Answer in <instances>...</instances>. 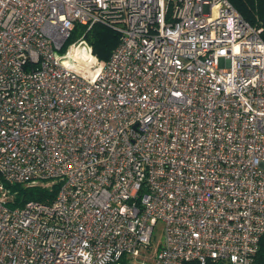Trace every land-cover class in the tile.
I'll use <instances>...</instances> for the list:
<instances>
[{
	"label": "built area",
	"instance_id": "2783aa9c",
	"mask_svg": "<svg viewBox=\"0 0 264 264\" xmlns=\"http://www.w3.org/2000/svg\"><path fill=\"white\" fill-rule=\"evenodd\" d=\"M97 23L121 34L107 61L68 42ZM263 29L229 0H0V264H118L159 222L154 264H251ZM46 180L53 202L9 206L6 183Z\"/></svg>",
	"mask_w": 264,
	"mask_h": 264
},
{
	"label": "trees",
	"instance_id": "16d2710c",
	"mask_svg": "<svg viewBox=\"0 0 264 264\" xmlns=\"http://www.w3.org/2000/svg\"><path fill=\"white\" fill-rule=\"evenodd\" d=\"M243 15V17L255 26L264 27V0H229ZM85 34L92 47L93 53L100 59L107 61L110 59L114 49L121 40V34L116 29L97 23L89 30L83 24H77L76 28L68 42ZM264 38V29L262 31ZM51 181V180H50ZM49 180L42 183L28 185L22 183H6L10 192L13 194V200L9 202L10 207H23L29 201H38L50 204L56 198L61 182L56 180L48 184ZM118 264H132L127 256H123ZM145 264V263H143ZM185 264H201L198 261H190ZM206 264H229L225 260H208ZM251 264H264V235L260 239L259 249L254 255Z\"/></svg>",
	"mask_w": 264,
	"mask_h": 264
},
{
	"label": "rangeland",
	"instance_id": "374dc122",
	"mask_svg": "<svg viewBox=\"0 0 264 264\" xmlns=\"http://www.w3.org/2000/svg\"><path fill=\"white\" fill-rule=\"evenodd\" d=\"M165 241L164 225L159 222L154 230L152 244L146 249H142V254L139 257H128L132 264H154V258L157 251L161 248Z\"/></svg>",
	"mask_w": 264,
	"mask_h": 264
},
{
	"label": "bare ground",
	"instance_id": "6f19581e",
	"mask_svg": "<svg viewBox=\"0 0 264 264\" xmlns=\"http://www.w3.org/2000/svg\"><path fill=\"white\" fill-rule=\"evenodd\" d=\"M84 56H85L86 58H88V57L90 56V54L87 52V50L84 52Z\"/></svg>",
	"mask_w": 264,
	"mask_h": 264
}]
</instances>
